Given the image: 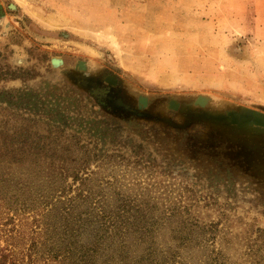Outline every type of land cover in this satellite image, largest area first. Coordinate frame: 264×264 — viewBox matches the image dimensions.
<instances>
[{
  "label": "rangeland",
  "instance_id": "obj_1",
  "mask_svg": "<svg viewBox=\"0 0 264 264\" xmlns=\"http://www.w3.org/2000/svg\"><path fill=\"white\" fill-rule=\"evenodd\" d=\"M0 7L3 185L64 189L98 264H264V129L227 120L264 115V0Z\"/></svg>",
  "mask_w": 264,
  "mask_h": 264
},
{
  "label": "trees",
  "instance_id": "obj_2",
  "mask_svg": "<svg viewBox=\"0 0 264 264\" xmlns=\"http://www.w3.org/2000/svg\"><path fill=\"white\" fill-rule=\"evenodd\" d=\"M22 180L13 189L3 185L7 182L3 176L0 178V208L8 211V216L20 203V198L26 202L14 209L12 217H8L6 224L11 229L6 235V247L0 249V264H98L100 242L85 243V222L72 206L69 210L70 205L55 199L66 191L56 190L54 185L35 189ZM13 198L16 201L11 203ZM114 225L112 221L108 222L104 230L108 231ZM108 239L112 240V236Z\"/></svg>",
  "mask_w": 264,
  "mask_h": 264
},
{
  "label": "flooded vegetation",
  "instance_id": "obj_3",
  "mask_svg": "<svg viewBox=\"0 0 264 264\" xmlns=\"http://www.w3.org/2000/svg\"><path fill=\"white\" fill-rule=\"evenodd\" d=\"M1 15H2V7H0V16ZM52 63L54 65V67H56V68H59V67H61L63 65V62L58 60V59L53 60ZM77 69L79 71H85L86 70L85 65L83 63H80L78 65ZM101 82H102L101 83V86H102L101 90H98V92L101 93V94H99V95L102 96L103 90L105 91V93H104V97L98 98L99 101L102 102L103 100H101V99H105V102H106V100H108L109 96H112L113 99H116L117 91L121 90V85L119 84L117 79H115L114 77L108 75V76H105V77L101 78ZM94 96H96V93H95ZM141 102L146 104V106L149 105V103H147L145 100H141ZM169 106L172 107L173 109H176L177 111H179L180 108H181V105L179 103L171 102L169 104Z\"/></svg>",
  "mask_w": 264,
  "mask_h": 264
},
{
  "label": "water",
  "instance_id": "obj_4",
  "mask_svg": "<svg viewBox=\"0 0 264 264\" xmlns=\"http://www.w3.org/2000/svg\"><path fill=\"white\" fill-rule=\"evenodd\" d=\"M197 103L205 107L207 100H205L202 97H199L197 99ZM227 116H228V119L227 118L226 119L230 121L232 125H235L238 127L241 126L240 128H243L244 124H247V125H252L255 128L264 129V115L258 112L243 108L242 112L240 113L230 112L227 114ZM221 118L222 117L214 119V120L221 121L222 120Z\"/></svg>",
  "mask_w": 264,
  "mask_h": 264
}]
</instances>
